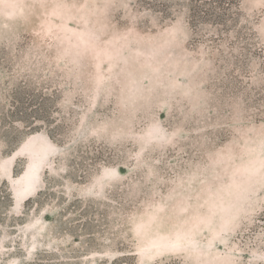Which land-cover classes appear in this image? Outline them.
I'll return each mask as SVG.
<instances>
[{
    "label": "rangeland",
    "instance_id": "rangeland-1",
    "mask_svg": "<svg viewBox=\"0 0 264 264\" xmlns=\"http://www.w3.org/2000/svg\"><path fill=\"white\" fill-rule=\"evenodd\" d=\"M240 7L223 34L182 0H0V264H264V0Z\"/></svg>",
    "mask_w": 264,
    "mask_h": 264
},
{
    "label": "trees",
    "instance_id": "trees-1",
    "mask_svg": "<svg viewBox=\"0 0 264 264\" xmlns=\"http://www.w3.org/2000/svg\"><path fill=\"white\" fill-rule=\"evenodd\" d=\"M242 0H182V4L186 7L188 21L192 27L210 24L214 26L220 33H227L235 30L242 14ZM165 16L169 15L167 6L162 10ZM246 32L242 29L238 34ZM252 36L253 33L244 34ZM244 36V37H245ZM242 39H245V38Z\"/></svg>",
    "mask_w": 264,
    "mask_h": 264
}]
</instances>
